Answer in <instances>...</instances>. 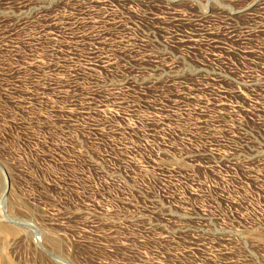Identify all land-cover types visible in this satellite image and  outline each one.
<instances>
[{"label":"rangeland","instance_id":"1","mask_svg":"<svg viewBox=\"0 0 264 264\" xmlns=\"http://www.w3.org/2000/svg\"><path fill=\"white\" fill-rule=\"evenodd\" d=\"M0 264H264V0H0Z\"/></svg>","mask_w":264,"mask_h":264},{"label":"bare ground","instance_id":"2","mask_svg":"<svg viewBox=\"0 0 264 264\" xmlns=\"http://www.w3.org/2000/svg\"><path fill=\"white\" fill-rule=\"evenodd\" d=\"M6 180V179H5ZM7 185V184H6ZM6 188V187H5ZM5 195V194H4Z\"/></svg>","mask_w":264,"mask_h":264}]
</instances>
